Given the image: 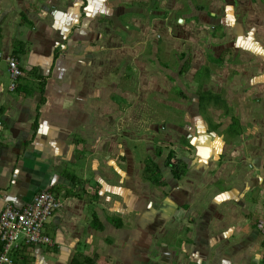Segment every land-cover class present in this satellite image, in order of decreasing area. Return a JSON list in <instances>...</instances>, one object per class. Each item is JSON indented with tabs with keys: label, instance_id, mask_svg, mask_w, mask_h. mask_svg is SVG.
Wrapping results in <instances>:
<instances>
[{
	"label": "crops",
	"instance_id": "0c3cea01",
	"mask_svg": "<svg viewBox=\"0 0 264 264\" xmlns=\"http://www.w3.org/2000/svg\"><path fill=\"white\" fill-rule=\"evenodd\" d=\"M117 1L0 0V210L8 203L21 206L42 189L62 204L45 224L54 245L21 246L13 252L14 264H71L76 258L81 264H264L258 227L264 217L262 0L261 6L244 0L242 10V52L249 55L242 65V189L237 191L242 198L226 215L218 211L221 202L212 200L207 214L191 213L171 230L160 227L174 221L168 212L179 205L163 203L167 209L155 215L157 224L150 229L143 193L118 178L124 171L113 165L120 166L129 153L117 150L120 120L114 121L116 130L112 125L103 134L110 124L98 113L118 103L103 107L91 86L104 59L110 60L107 72H119V61L132 47L105 39L104 22L125 13L119 23L126 29L131 24L127 9L107 5ZM133 1L142 12L144 2ZM8 57L22 72L13 90ZM203 144L209 146V140ZM178 160L186 164L181 175L186 176L188 163ZM234 168L235 161L223 168L224 175L234 174ZM158 169L163 182L157 185L166 186Z\"/></svg>",
	"mask_w": 264,
	"mask_h": 264
},
{
	"label": "rangeland",
	"instance_id": "374dc122",
	"mask_svg": "<svg viewBox=\"0 0 264 264\" xmlns=\"http://www.w3.org/2000/svg\"><path fill=\"white\" fill-rule=\"evenodd\" d=\"M142 1L145 10L140 13L133 0L107 2L113 11L127 9L131 24L126 29L119 23L125 13L104 22L105 39L125 41L133 53L130 49L119 61V72H107L110 60L104 59V69L91 86L98 90L103 107L118 103L98 112L110 124L103 134L120 120L117 150L129 153L119 160L120 166L113 165L124 171L118 178L123 176L124 184L143 193L150 229L157 224L155 215L167 209L163 203L179 205L168 212L174 221L160 227L171 230L191 213L203 209L207 214L212 200L221 202L218 211L226 215L242 198L237 191L242 189V65L243 56H249L242 52L246 5L244 0ZM110 27L111 36L106 31ZM116 129L117 122L111 130ZM207 140L209 146L203 144ZM228 144L235 149L222 147ZM169 153V163L180 157L187 161L186 176L171 175L164 164ZM234 161L235 173L225 176L223 168ZM153 162L160 166L166 186L148 179L151 172L145 166Z\"/></svg>",
	"mask_w": 264,
	"mask_h": 264
},
{
	"label": "built area",
	"instance_id": "2783aa9c",
	"mask_svg": "<svg viewBox=\"0 0 264 264\" xmlns=\"http://www.w3.org/2000/svg\"><path fill=\"white\" fill-rule=\"evenodd\" d=\"M7 60L9 88L13 90L22 72L14 57ZM61 205L60 198L47 189L37 191L21 206L5 204L0 210V264H14L13 252L21 246L54 245L55 241L45 231V224ZM258 227L264 249V217Z\"/></svg>",
	"mask_w": 264,
	"mask_h": 264
},
{
	"label": "trees",
	"instance_id": "16d2710c",
	"mask_svg": "<svg viewBox=\"0 0 264 264\" xmlns=\"http://www.w3.org/2000/svg\"><path fill=\"white\" fill-rule=\"evenodd\" d=\"M170 155L171 154L169 153L164 164L170 166V172L172 173L173 177L178 178L185 173L186 164L184 162H179V160L176 163H169ZM145 170H149V172H151V174L148 175V179L151 180L153 184H159L160 182H163L159 179L160 172L156 163L153 162V164H146ZM71 264H81V260L76 258Z\"/></svg>",
	"mask_w": 264,
	"mask_h": 264
}]
</instances>
